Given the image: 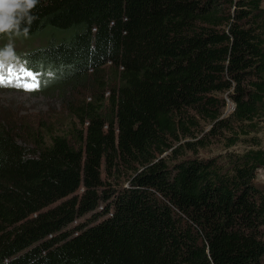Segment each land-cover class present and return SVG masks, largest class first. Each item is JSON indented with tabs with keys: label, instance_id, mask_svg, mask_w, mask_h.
Wrapping results in <instances>:
<instances>
[{
	"label": "trees",
	"instance_id": "16d2710c",
	"mask_svg": "<svg viewBox=\"0 0 264 264\" xmlns=\"http://www.w3.org/2000/svg\"><path fill=\"white\" fill-rule=\"evenodd\" d=\"M263 3L38 0L0 33L42 42L8 65L45 92L86 90L80 129L0 126V264H264ZM221 129L242 153L200 158Z\"/></svg>",
	"mask_w": 264,
	"mask_h": 264
},
{
	"label": "rangeland",
	"instance_id": "374dc122",
	"mask_svg": "<svg viewBox=\"0 0 264 264\" xmlns=\"http://www.w3.org/2000/svg\"><path fill=\"white\" fill-rule=\"evenodd\" d=\"M264 8V3H263ZM9 43L13 45L14 52L18 53V50H24L29 48H36L42 45L40 40L25 39L21 41L19 39H5L0 40V46L3 48ZM14 68V66H11ZM16 80L13 81L12 85L0 86V126L5 127L9 131H12V135L18 137L19 142L26 144L29 148H32L30 141V134L36 135L38 132L45 135L48 130L59 136L62 134L69 133L72 127L75 129H80L78 122L72 117L71 113L67 107V100L72 103H77L80 101L86 90L78 88L71 91L67 95L61 96L60 94L53 92H45V85L40 87L41 83L36 80H31L27 78L26 82L19 84H24L26 87L17 86ZM33 89V90H27ZM87 101V100H86ZM230 106H226L223 110V116L230 112ZM208 124L206 122H201L200 128L203 133L199 134L197 139L203 137L204 133L208 131ZM260 132L257 134L261 141V146L264 148V120L260 123ZM230 135L229 131L221 129L219 133L214 136H210L206 140V146L198 150L197 155L200 158H218L223 161L226 160L228 156L242 153V145L236 144L233 147L228 148L225 144V139ZM69 140L72 141V137L67 136ZM191 140V141H195ZM73 142V141H72ZM74 143V142H73ZM177 148V153L184 152L185 150ZM190 153L185 151L183 156H188ZM170 155L167 153L166 157ZM175 156V153L171 154ZM185 157H177L174 161L184 159ZM124 181V179H121ZM256 183L264 189V170H258L256 178ZM81 191V190H80ZM79 191V192H80Z\"/></svg>",
	"mask_w": 264,
	"mask_h": 264
},
{
	"label": "clouds",
	"instance_id": "9594fccd",
	"mask_svg": "<svg viewBox=\"0 0 264 264\" xmlns=\"http://www.w3.org/2000/svg\"><path fill=\"white\" fill-rule=\"evenodd\" d=\"M38 0H0V33L20 32L21 24L26 20L30 25L35 19L30 15L31 10L37 5ZM24 34L28 32L24 28ZM17 58L13 49V45L9 43L3 49H0V61L11 63ZM15 67L14 69H17ZM24 77L16 82V84L26 82ZM32 80V79H31ZM231 108V107H230Z\"/></svg>",
	"mask_w": 264,
	"mask_h": 264
},
{
	"label": "snow or ice",
	"instance_id": "6c2138e0",
	"mask_svg": "<svg viewBox=\"0 0 264 264\" xmlns=\"http://www.w3.org/2000/svg\"><path fill=\"white\" fill-rule=\"evenodd\" d=\"M31 77V73L27 72L22 67L19 69H14L11 66L8 65V63L4 61H0V86H9L13 84V81H19L23 77ZM17 86L26 87L24 84H19ZM27 90H33V89H27Z\"/></svg>",
	"mask_w": 264,
	"mask_h": 264
},
{
	"label": "built area",
	"instance_id": "2783aa9c",
	"mask_svg": "<svg viewBox=\"0 0 264 264\" xmlns=\"http://www.w3.org/2000/svg\"><path fill=\"white\" fill-rule=\"evenodd\" d=\"M230 107L232 108V105Z\"/></svg>",
	"mask_w": 264,
	"mask_h": 264
},
{
	"label": "bare ground",
	"instance_id": "6f19581e",
	"mask_svg": "<svg viewBox=\"0 0 264 264\" xmlns=\"http://www.w3.org/2000/svg\"><path fill=\"white\" fill-rule=\"evenodd\" d=\"M146 168V167H145Z\"/></svg>",
	"mask_w": 264,
	"mask_h": 264
}]
</instances>
